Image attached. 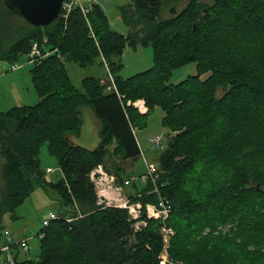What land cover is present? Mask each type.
<instances>
[{"label":"trees","instance_id":"16d2710c","mask_svg":"<svg viewBox=\"0 0 264 264\" xmlns=\"http://www.w3.org/2000/svg\"><path fill=\"white\" fill-rule=\"evenodd\" d=\"M163 1L133 0L130 8L121 10L128 28L125 34L111 28L96 2L87 14L92 31L77 7L44 26L25 20L29 27L10 45L3 42L0 28V59L16 62L32 43L52 51L28 70L39 100L0 111V225L6 214L16 218V208L37 187L53 190L61 205L73 207L57 213L58 218L39 230L36 259H19L16 251L12 264H160L162 223L147 219L134 231L125 209L97 206L88 177L97 164L121 180L130 176L120 163L130 160L133 167L140 156L131 128L143 127L154 107L164 112L161 123L171 131L155 170L159 194L171 204L166 224L176 229L168 264L203 261L183 252L179 229L191 211L205 206L208 210L212 190L203 191L198 185L197 192H177L203 169H211L222 182L229 180L228 185L233 181L228 201H237L236 210L243 202L242 215L229 230L234 240L243 242H228L230 249L243 245L246 253L253 239L255 246H264L256 243L264 241L259 234L264 224V5L255 10L254 0H187L179 12L163 18ZM1 3L7 13L16 15L4 0ZM137 44L151 46L152 65L122 77L123 51ZM189 63L195 65L196 74L171 83L173 70ZM69 64L101 65L124 97L121 100L107 88L110 83L94 75L83 76L79 89L69 76ZM206 72L209 75L201 80ZM137 97L145 99L146 114L125 104ZM83 107L91 109L100 123L99 142L92 149L71 139L80 131ZM44 143L57 161L56 178L46 177L40 167ZM209 180L216 182L215 177ZM152 186L147 179L140 190L125 187V191L133 200L155 203L158 193L151 192ZM204 192L206 198L200 201L196 194ZM208 219L204 211L196 226ZM240 253L230 255L226 264H259L256 252L244 258Z\"/></svg>","mask_w":264,"mask_h":264},{"label":"rangeland","instance_id":"374dc122","mask_svg":"<svg viewBox=\"0 0 264 264\" xmlns=\"http://www.w3.org/2000/svg\"><path fill=\"white\" fill-rule=\"evenodd\" d=\"M96 3H98L105 12L111 28L117 32L125 34L128 28L122 18L121 10H127V8H130L133 0H96ZM186 3L187 0H164L160 13L161 17L166 18L174 14L176 11L179 12ZM252 3L256 10V6L262 7L264 5V0H254ZM171 8L174 9L173 13H171ZM256 14L257 11L253 12V17ZM28 27V23L22 17L7 13V10L0 0V28L3 30V42L6 43V45H10L15 41ZM88 27L92 31L90 22ZM152 57V48L149 45L142 46L137 44L135 46H127L121 56L123 66L119 74L122 77H128L149 68L152 65ZM14 63L21 64V66L17 70H11V62L7 59H0V111L8 110L17 105H30L39 100V97L33 90L30 80L28 70L31 67V63L27 60V57L23 56L18 58ZM68 71L73 84L79 89L81 88L80 80L85 75L99 77L101 78L102 83L105 84L109 82L111 83L107 69L105 70L98 64H95L90 68H80L75 64H69ZM191 74H196L195 65L192 63L183 65L173 70L170 82L177 83L187 75ZM208 75L209 72H206L200 75V79L203 80ZM137 98H142L145 102L143 97ZM146 107L148 112L147 104ZM135 110L137 111V109ZM163 114L164 112L159 107H154L146 116L145 125L143 127L137 126L135 128V136L139 143L142 155L137 157L133 167L130 165V160L125 161L123 164L120 163L125 170V174L128 173L130 176H139L144 173L146 167L142 157L146 159L150 166H154V169L157 170V160L161 149L153 147L150 138L160 136L162 137L163 142L166 143L167 135L171 133V131L161 123ZM80 116V131L76 135H72L71 139L77 145L92 149L97 146L99 142V120L88 107H83L81 109ZM111 148L112 146H110V149ZM39 161L42 170L46 171V167H51L53 170L50 173L46 171V177L56 178L59 176L57 161L54 156L48 153L46 143L42 144L40 147ZM218 176L219 175L213 173L211 169H203L198 175L187 180L186 184L177 191L178 194L181 191H192L193 189L197 192L200 190L197 186L201 185L204 189L203 191L211 189L212 193H210L211 196H213V199L209 201L208 210H206V206L204 209L199 207L188 214L186 223H182V226L179 229V235L183 238L180 248L184 247L183 252L185 254L193 257L200 256L203 261L199 264H211L212 261L215 264H226L227 261L230 260V255L234 254L237 256L238 252H241L240 255L242 254L243 258L247 253L248 257H251V254L256 252L258 263L264 264V246H255L254 239L251 244L246 246V253L243 245H237L234 249H230L228 242H243L240 238L234 240L233 234L229 231L231 226L234 228L235 221L240 215H242V210H244L242 207L243 202H240L238 210H236L237 201L234 199L228 201L230 186H232L233 181H230V185H228L227 182H229V180L222 182V180H218V178L221 179V176ZM209 177H215L216 182H211ZM144 183L145 182H141L140 179H137L135 186L128 185L126 186V189L133 190L136 187L137 190H140ZM220 183H222V186L220 187L222 191L218 188ZM162 185L163 182L161 183V186ZM37 186L38 185H36V187ZM196 195L200 197V201H203L206 198V192ZM72 209L73 207L71 206L65 207L61 205L58 195L53 190L45 192L42 188L37 187L32 194L16 208V218H11L6 214L0 225V247L3 245L4 239L2 233L4 230H8L14 241L16 239L27 237L28 250H5L0 253V263L3 260H8L10 254L13 256L16 251L18 252L19 259H36L39 255V237L37 234L42 228L43 220L48 218V215L51 212L64 214L65 210L69 211ZM204 211H207V215H209L208 222H200L198 226H196V221L202 219ZM65 216L66 218H70L69 214H65ZM195 218L197 219L195 220ZM172 231L173 233L169 237L167 236L165 241L163 240V248L159 255L160 264L169 263L170 258L168 248L171 244L172 238L176 236V229L172 227ZM259 234L264 235V224L261 226ZM254 238H256L255 235ZM260 242L264 241L261 240L256 243L259 244ZM256 247L257 249H254Z\"/></svg>","mask_w":264,"mask_h":264},{"label":"built area","instance_id":"2783aa9c","mask_svg":"<svg viewBox=\"0 0 264 264\" xmlns=\"http://www.w3.org/2000/svg\"><path fill=\"white\" fill-rule=\"evenodd\" d=\"M96 2V0H63L61 4L60 15L66 17L69 11L77 7L82 15L87 20V14L89 12L90 6L92 3ZM89 25V22L87 20ZM52 51L48 48H44L43 51L38 47L37 43H32L30 50L27 52L25 57L30 63L36 62L40 58L48 55ZM59 56V55H58ZM102 61H104L103 56H101ZM63 58L61 57V60ZM21 64L11 63L10 69L17 70ZM108 75L111 79V83L107 86L108 89H113L117 96L122 100L124 97L123 94L117 91L115 83L113 81L112 75L108 72ZM126 105H131L134 109H137L138 113L146 114L147 107L144 100L141 98H137L134 100L127 99L125 102ZM135 128L132 127V132L135 135ZM150 142L153 147H157L159 149H163L165 147V143L163 142L162 137L156 136L150 138ZM140 149V148H139ZM142 155L140 149V156ZM144 164L146 167V171L139 176H129L123 180L119 179L115 174L108 172L102 164H97L94 166L89 174V180L92 182L94 187V192L96 195V204L99 207H117L123 208L127 212L128 220L131 222L132 228L134 231L140 230L142 227L146 225L147 219H154L160 221L161 226V234L162 239L165 241L167 236L169 237L173 231L172 228L167 226L166 220L170 214L171 204L169 199L160 195L158 192V186L156 184L157 174L155 173V167L150 166L146 159H144ZM140 179L141 182H145L147 179H150L152 182V190L151 192L158 193V198L155 203L148 202L143 204L141 201L133 200L130 196L127 195L125 191V187L129 185L132 181H136ZM58 218L57 213L51 212L48 215V218L44 219L42 222V226L48 224L51 219ZM67 220H71V218H67ZM3 237L5 239L4 244L0 247V253L5 250H10L14 246L19 248V250L27 251L28 250V238H21L19 240H13L10 236L8 230L3 231ZM9 263H13L12 258L8 259Z\"/></svg>","mask_w":264,"mask_h":264},{"label":"water","instance_id":"95a60500","mask_svg":"<svg viewBox=\"0 0 264 264\" xmlns=\"http://www.w3.org/2000/svg\"><path fill=\"white\" fill-rule=\"evenodd\" d=\"M63 0H4L5 6L35 26H44L59 16ZM174 9L171 8V13Z\"/></svg>","mask_w":264,"mask_h":264},{"label":"crops","instance_id":"0c3cea01","mask_svg":"<svg viewBox=\"0 0 264 264\" xmlns=\"http://www.w3.org/2000/svg\"><path fill=\"white\" fill-rule=\"evenodd\" d=\"M137 142H138V141H137ZM138 146H139V143H138ZM139 148H140V147H139ZM47 169H49V170H48V173H50V172L53 171V170L51 169V167H46V171H47ZM130 191H131V190H130ZM20 239H21V238H20ZM16 240H19V239H16ZM4 242H5V241H4V239H3V244H4ZM11 249H15V247H13V248H11ZM11 249H10V250H11ZM16 250L19 251V248H17ZM8 258H12V255L10 254V256H9Z\"/></svg>","mask_w":264,"mask_h":264}]
</instances>
